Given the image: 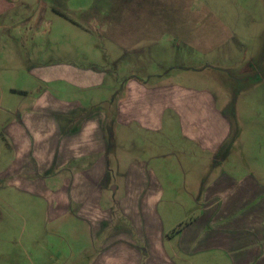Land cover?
Segmentation results:
<instances>
[{"label": "crops", "instance_id": "0c3cea01", "mask_svg": "<svg viewBox=\"0 0 264 264\" xmlns=\"http://www.w3.org/2000/svg\"><path fill=\"white\" fill-rule=\"evenodd\" d=\"M25 2L0 0V192L41 201L56 234L81 227L99 247L93 257H86L81 244L74 252V242L65 239L50 250L45 246L47 261L264 264V175L218 169L228 160L235 138L213 95L176 83L150 84L133 77L124 83L114 108L89 111L84 100L58 97L56 86L63 83L72 90L101 86L102 72L57 64L29 70V91L20 86L14 89L8 84L19 71L17 47L30 34L33 41L40 28L47 32V23L38 25L35 13L25 16ZM36 2L39 9L50 7L68 20L79 13L80 23L74 22L87 32L92 28L102 35L112 20L122 16L110 15L104 0H87L83 7L70 9L71 15L63 11L70 0ZM87 5L97 8L89 12ZM113 31L115 47L135 55L134 61H146L144 50L153 44V36L147 31L131 36ZM20 94L29 102L19 98ZM175 122L177 133L171 127ZM117 135L130 140L128 149L122 147L124 160ZM171 141L178 143L169 151L171 158L187 161L201 185L195 193H188L193 199L197 194L194 213L180 226L166 229L159 207L170 198L162 183L173 179L165 168L170 166L165 163L169 155L164 153ZM202 157L208 168L204 177L193 169L200 167ZM150 160L157 163L156 171L148 169ZM111 165L116 171L113 177L107 173ZM14 243L22 249L36 245L32 260L37 261L43 251L35 240Z\"/></svg>", "mask_w": 264, "mask_h": 264}, {"label": "rangeland", "instance_id": "374dc122", "mask_svg": "<svg viewBox=\"0 0 264 264\" xmlns=\"http://www.w3.org/2000/svg\"><path fill=\"white\" fill-rule=\"evenodd\" d=\"M25 1V16L35 13L40 19L38 25L47 23V32L44 34L42 27L33 41L30 34L25 44L17 47L19 71L8 86L14 89L20 86L29 91V70L57 64L102 72L101 86L86 90H72L63 83L56 86L55 91L60 89V93H56L58 97L84 100L89 111L114 108L124 83L133 77L147 79L150 84L176 83L208 91L217 108L230 121L235 138L228 160L218 169L264 175V63H261L264 55H259L264 48V0H104L108 2L105 10L110 15H122L110 22V29L103 30L104 35L92 28L85 31L78 24L79 13H75L74 19L68 16V20L50 7L39 9L37 0ZM86 1L70 0V5L63 8L64 14L71 15L70 9L77 10ZM87 6L89 12L97 8ZM115 29L120 36L144 31L153 36V44L144 50L146 61H134L135 55L115 47L112 39ZM9 49L12 52L14 46ZM46 89L54 91V87ZM20 97L26 96L20 94ZM24 100L29 102L27 98ZM171 127L178 132L177 122ZM123 137L117 135L115 141L124 160L122 147L130 140ZM176 145L177 142L171 141L164 151L169 155L165 163L170 165L165 168L173 178L171 182L162 183L170 194L159 207L166 229L180 226L194 213L197 194H193V199L188 193H195V188L201 185L187 161L171 158L169 151ZM112 159L113 156L111 163ZM205 161L202 157V166L193 168L196 175L204 177L208 169ZM149 162L148 169L156 171L155 160ZM107 173L110 177L116 174L112 165ZM0 208V264H57L47 261L48 253L44 248L49 246L50 250L51 245L65 239L74 242V252L76 245L81 244L79 248L84 249L86 257H93L99 249L92 242V235L81 227L56 234L43 203L28 195L7 196L0 192ZM32 240L43 248L37 261L32 260L36 245L22 249L14 243L28 244Z\"/></svg>", "mask_w": 264, "mask_h": 264}]
</instances>
